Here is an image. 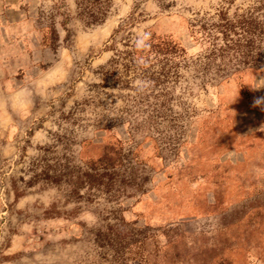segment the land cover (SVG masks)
<instances>
[{
    "label": "rangeland",
    "instance_id": "374dc122",
    "mask_svg": "<svg viewBox=\"0 0 264 264\" xmlns=\"http://www.w3.org/2000/svg\"><path fill=\"white\" fill-rule=\"evenodd\" d=\"M250 2L112 0L86 26L74 0H0V264H264V72L225 79L220 58L203 71L210 47L192 27ZM44 26H55L54 50ZM141 32L185 50L145 92L133 86L142 78L123 88L100 74ZM56 133L72 135L76 163L105 140L121 147L108 191L24 187Z\"/></svg>",
    "mask_w": 264,
    "mask_h": 264
},
{
    "label": "trees",
    "instance_id": "16d2710c",
    "mask_svg": "<svg viewBox=\"0 0 264 264\" xmlns=\"http://www.w3.org/2000/svg\"><path fill=\"white\" fill-rule=\"evenodd\" d=\"M225 1L228 6L234 2ZM111 3L112 0H74L76 17L86 26L100 25L107 18ZM214 16V21L205 19L198 26H192L194 32L200 34L199 39L208 41L210 47L209 54L205 56L207 62L203 71L208 72L211 62L220 58L225 79L246 69L257 68L264 72V0H251L246 7H236L232 13L229 7H221ZM40 31L41 45L56 49L59 37L55 26H44ZM137 39L128 37L123 44L124 50H115L107 63L108 68L100 69L101 76L123 88L128 87L129 81L126 78L130 76L159 85L171 74L168 66L170 62L184 57L185 50L168 38L151 35L149 47L142 50L136 47ZM118 65L122 66V70L115 69ZM153 66L158 69L156 67V71L151 70ZM217 73L215 76L221 77V69ZM73 116L70 113L65 120L74 121ZM52 136V143L39 148L40 154L28 164L29 179H20L24 187L64 184L69 189V195L75 199L82 197L81 189L89 192L100 189L108 191L112 179L117 176V170L124 167V157H127L122 154L121 147L102 141L103 146L95 159H80L76 163L69 154L74 142L72 135L56 133ZM92 143L93 140H82L79 146L84 149ZM11 187L19 197L21 194L16 181H12ZM98 236L97 239L103 244L105 236ZM148 238L144 235L141 243ZM142 244L134 246L135 252L131 251V245L128 250L134 255H140L143 252Z\"/></svg>",
    "mask_w": 264,
    "mask_h": 264
},
{
    "label": "clouds",
    "instance_id": "9594fccd",
    "mask_svg": "<svg viewBox=\"0 0 264 264\" xmlns=\"http://www.w3.org/2000/svg\"><path fill=\"white\" fill-rule=\"evenodd\" d=\"M150 38H151V33L141 32L138 36V39L135 42L137 49L142 50L148 48L149 47L148 41L150 40ZM133 86L136 88L138 92H145L150 88L151 82L146 80H137L135 81ZM255 105L256 106L264 105V98H260L256 100Z\"/></svg>",
    "mask_w": 264,
    "mask_h": 264
}]
</instances>
